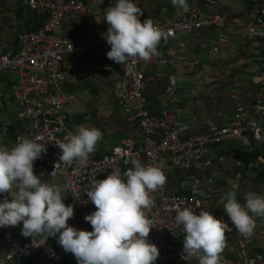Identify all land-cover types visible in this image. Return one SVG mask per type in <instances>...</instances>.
<instances>
[{
  "label": "crops",
  "instance_id": "crops-1",
  "mask_svg": "<svg viewBox=\"0 0 264 264\" xmlns=\"http://www.w3.org/2000/svg\"><path fill=\"white\" fill-rule=\"evenodd\" d=\"M109 0H97L88 15H66L58 28L62 38L73 39L84 35H103L107 32L104 19ZM144 17L168 25L180 16L181 8L171 0H137ZM261 0H200L203 14L223 13L226 19L219 25L194 29L161 40L159 55L145 65L143 94L146 107L157 112L171 108L181 122L183 133L189 135L207 132L230 121L235 113L252 104L264 102V24L259 16L249 12ZM14 0H0L3 16L0 19V52L16 49L15 34L24 28L39 25L41 15ZM110 50L70 54L63 59L62 86L67 93L66 118L73 131L84 125L96 127L102 139L93 152L100 155L120 145L125 137L141 138V131L114 89L118 86L117 66L107 58ZM175 76V79H173ZM16 74L0 73V123L6 133L0 135V144L11 148L18 137L28 136L29 127L18 116L12 99V82ZM262 124L264 126V117ZM264 137V136H263ZM264 141L250 146L242 140L230 138L212 144L208 162L199 170L173 167L167 155L160 158L162 170L170 184L179 192H190L199 197L202 210L229 223L225 233L227 246L220 264H245L264 255V217L255 216V227L248 238L231 225L223 205L225 194L238 184L237 200L241 204L246 192L264 195ZM143 164V157L134 156ZM131 162L121 168H132ZM34 173L42 181L64 187L59 176H49L41 158L34 162ZM64 203L68 201L66 190ZM22 223L15 228L19 240ZM7 245L0 236V255ZM190 264H198L192 260ZM6 264H45L37 251L12 259Z\"/></svg>",
  "mask_w": 264,
  "mask_h": 264
},
{
  "label": "built area",
  "instance_id": "built-area-1",
  "mask_svg": "<svg viewBox=\"0 0 264 264\" xmlns=\"http://www.w3.org/2000/svg\"><path fill=\"white\" fill-rule=\"evenodd\" d=\"M96 2L21 0L22 5L41 15L42 21L37 27L18 32L16 49L0 52V73L17 75L12 82V99L18 116L29 127L30 134L26 137H43L42 142L46 143L47 148V152L41 156L43 166L49 176H59L63 180L68 198L66 205L71 204L74 208V216L68 224L87 231H91L92 227L84 217L96 210L86 196L87 191L95 180L105 178L116 169L122 172L121 168L128 165L134 156L143 157L144 165L157 164L162 168L160 158L167 155L173 167L197 171L208 162L212 144L234 138L250 146L258 141L257 135L264 136V102L261 100L239 110L230 121L218 128L185 135L181 122L171 108L163 107L154 113L148 110L143 94L144 69L148 61L130 58L127 63L117 66L118 86L114 93L137 122L141 138L125 137L120 145L109 152L100 155L92 153L86 165L78 161L72 164L60 162L61 150L57 143L64 141L69 132L75 133L66 118L68 97L62 86L65 76L63 59L75 53L110 50V45L104 39V34L67 39L58 35V28L68 14H90ZM133 2L141 8L137 0ZM186 2L188 10L181 8L180 16L168 25L154 22L168 33L169 39L194 29L219 25L226 19L223 13L203 14L200 0ZM116 3L117 0H109L107 8ZM249 12L261 17L264 24V0L252 5ZM2 16L0 4V19ZM145 18L144 15L140 17L141 21ZM261 67L264 71V62ZM4 133L6 129L0 123V135ZM151 197L154 203L145 211L155 224L148 238L159 249V257L154 264H190L182 259L185 232L182 225L175 223V217L178 209L186 207L196 210L198 214L202 210L201 199L192 191L179 192L168 179ZM3 199L4 196L0 195V202ZM0 236L7 245L6 251L0 255V264H6L30 251H37L45 264H77L75 257L59 245L58 236L49 237L44 243L40 236L19 240L15 228L11 226L0 228ZM257 259L259 264H264V255L257 256ZM245 264H254V260H247Z\"/></svg>",
  "mask_w": 264,
  "mask_h": 264
},
{
  "label": "clouds",
  "instance_id": "clouds-1",
  "mask_svg": "<svg viewBox=\"0 0 264 264\" xmlns=\"http://www.w3.org/2000/svg\"><path fill=\"white\" fill-rule=\"evenodd\" d=\"M171 3L188 10L186 0ZM143 15L133 0H117L115 6L105 10L108 59L124 64L130 58L150 61L159 55L158 45L168 39V33L151 19L141 21ZM102 135L100 129L84 125L75 133L69 132L56 145L61 150L59 161L86 165ZM256 139L264 141L259 135ZM42 141L41 136H21L11 148L0 144V195L4 196L0 202V228L22 223V236H40L43 243L58 236L59 245L75 257L77 264H154L159 249L148 238L155 224L145 210L154 203L151 194L167 182L162 168L132 159V168L123 172L116 169L95 180L86 196L96 210L84 217L92 230H80L68 224L74 208L64 203L65 189L42 181L43 173H34V162L47 152ZM257 160L264 163V157ZM238 189L239 185L233 184L226 192L223 210L241 235L250 236L255 227L254 217H264V195L246 192L241 204L237 200ZM175 223L182 225L185 232L182 259L220 264L227 246L225 233L231 230L228 222L210 211L200 210L197 214L186 207L177 210Z\"/></svg>",
  "mask_w": 264,
  "mask_h": 264
},
{
  "label": "water",
  "instance_id": "water-1",
  "mask_svg": "<svg viewBox=\"0 0 264 264\" xmlns=\"http://www.w3.org/2000/svg\"><path fill=\"white\" fill-rule=\"evenodd\" d=\"M20 1H21V0H14V2H15L14 4H16V7H19V6H20ZM26 29H27V28H24L23 30L21 29L20 31H24V30H26ZM17 34H18V33L15 34V37H16Z\"/></svg>",
  "mask_w": 264,
  "mask_h": 264
},
{
  "label": "trees",
  "instance_id": "trees-1",
  "mask_svg": "<svg viewBox=\"0 0 264 264\" xmlns=\"http://www.w3.org/2000/svg\"><path fill=\"white\" fill-rule=\"evenodd\" d=\"M38 26V25H37ZM37 26H35V27H37ZM32 28H34V27H32Z\"/></svg>",
  "mask_w": 264,
  "mask_h": 264
}]
</instances>
